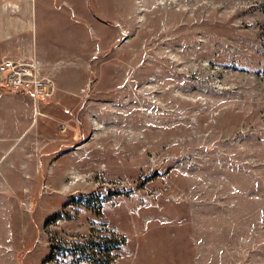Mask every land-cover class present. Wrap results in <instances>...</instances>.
I'll return each instance as SVG.
<instances>
[{"label":"rangeland","instance_id":"374dc122","mask_svg":"<svg viewBox=\"0 0 264 264\" xmlns=\"http://www.w3.org/2000/svg\"><path fill=\"white\" fill-rule=\"evenodd\" d=\"M95 1L103 43L28 59L64 100L0 123V264H264V0Z\"/></svg>","mask_w":264,"mask_h":264},{"label":"crops","instance_id":"0c3cea01","mask_svg":"<svg viewBox=\"0 0 264 264\" xmlns=\"http://www.w3.org/2000/svg\"><path fill=\"white\" fill-rule=\"evenodd\" d=\"M93 5H97L95 0H0V60L37 57L54 71L57 58L74 57L75 53L84 57V43H103L106 38L103 18L92 11L100 8ZM62 73L66 75V71ZM55 80L58 92L53 98L61 102L62 93L69 90L63 77ZM38 102L47 101L0 87V123L12 122L18 132L30 130Z\"/></svg>","mask_w":264,"mask_h":264},{"label":"built area","instance_id":"2783aa9c","mask_svg":"<svg viewBox=\"0 0 264 264\" xmlns=\"http://www.w3.org/2000/svg\"><path fill=\"white\" fill-rule=\"evenodd\" d=\"M0 85L4 90L30 94L35 99H52L57 93L54 79L40 72L33 60L0 61Z\"/></svg>","mask_w":264,"mask_h":264},{"label":"trees","instance_id":"16d2710c","mask_svg":"<svg viewBox=\"0 0 264 264\" xmlns=\"http://www.w3.org/2000/svg\"><path fill=\"white\" fill-rule=\"evenodd\" d=\"M54 249H55V248H54ZM67 250H68L70 253H72V250H73V249H67ZM70 257H71V256H67V260H66V261H69V260H70Z\"/></svg>","mask_w":264,"mask_h":264},{"label":"bare ground","instance_id":"6f19581e","mask_svg":"<svg viewBox=\"0 0 264 264\" xmlns=\"http://www.w3.org/2000/svg\"><path fill=\"white\" fill-rule=\"evenodd\" d=\"M0 243H1V240H0Z\"/></svg>","mask_w":264,"mask_h":264}]
</instances>
